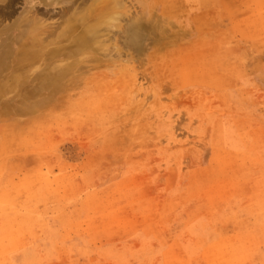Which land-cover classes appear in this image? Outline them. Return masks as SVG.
<instances>
[{
    "label": "rangeland",
    "instance_id": "1",
    "mask_svg": "<svg viewBox=\"0 0 264 264\" xmlns=\"http://www.w3.org/2000/svg\"><path fill=\"white\" fill-rule=\"evenodd\" d=\"M111 8L10 76L0 43V264H264V0Z\"/></svg>",
    "mask_w": 264,
    "mask_h": 264
},
{
    "label": "bare ground",
    "instance_id": "2",
    "mask_svg": "<svg viewBox=\"0 0 264 264\" xmlns=\"http://www.w3.org/2000/svg\"><path fill=\"white\" fill-rule=\"evenodd\" d=\"M18 1L19 0H0V23L7 18L10 19L14 5L18 4ZM86 1L21 0V12L17 17H14L13 21H11L8 26L0 30V43H19V46H21L20 53L13 57L16 60V68H9L8 76L12 75L15 70L19 68L22 69L31 64L32 60L31 62H27V64H21L20 61L25 57H28L27 59H32L36 56L38 57V53L47 48L50 43H65L62 45L67 47V51L63 52V54L78 53L83 50L95 49L94 44L96 43V39L99 36H103V32L108 29L106 26L108 24L101 21V19L105 17L107 11L110 10L112 6H115L120 0H94L91 5L85 7V3H87ZM48 8L57 10L55 11V14L58 15V19H60L59 22H47L46 17L48 16H45V14H48L46 13ZM42 9H44L45 12L41 11ZM62 22L65 24L59 30L58 28L62 25ZM131 26L134 29L136 27V21L133 20ZM53 36L56 37L54 40L51 38ZM134 37L133 31L132 41L134 40ZM35 47H38L39 52L34 50ZM54 49H50L46 52V58L51 59L57 54H60L58 49ZM35 64L36 62L31 65L34 66ZM38 66L39 65L37 64L36 67ZM44 67H46V64ZM54 67H50L46 70L42 68L40 70L44 73L39 75V82L34 87L35 89H48L50 91L61 89L62 83L60 81L66 75L69 68L57 70Z\"/></svg>",
    "mask_w": 264,
    "mask_h": 264
}]
</instances>
